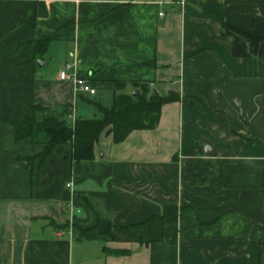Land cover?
Returning <instances> with one entry per match:
<instances>
[{"label": "crops", "instance_id": "crops-1", "mask_svg": "<svg viewBox=\"0 0 264 264\" xmlns=\"http://www.w3.org/2000/svg\"><path fill=\"white\" fill-rule=\"evenodd\" d=\"M136 81L178 95L155 127L19 159L44 145L6 119L101 117ZM71 263L264 264V0H0V264Z\"/></svg>", "mask_w": 264, "mask_h": 264}, {"label": "trees", "instance_id": "trees-1", "mask_svg": "<svg viewBox=\"0 0 264 264\" xmlns=\"http://www.w3.org/2000/svg\"><path fill=\"white\" fill-rule=\"evenodd\" d=\"M41 45L40 41L33 43ZM43 44V43H42ZM123 81H116L117 88ZM138 93H115L110 107L97 104L101 117L75 118L71 121L68 106L60 113L42 105H33V114L27 118H11L6 122L12 126L14 139L20 141L29 138L32 143L43 144V151L37 156L23 155L19 159L30 163L34 158L42 164L52 149L59 144H70L72 160L75 163L94 159V146L102 132L112 136L115 143L123 141L133 130L151 129L156 126L161 106L178 99V95L170 93L160 96L157 93L148 94L145 83L133 82ZM144 223L139 224L143 226ZM59 225H57L58 227ZM65 226V224L60 225ZM106 231V222L99 220L96 227ZM82 236L85 229L78 227ZM79 236V238H80Z\"/></svg>", "mask_w": 264, "mask_h": 264}, {"label": "built area", "instance_id": "built-area-1", "mask_svg": "<svg viewBox=\"0 0 264 264\" xmlns=\"http://www.w3.org/2000/svg\"><path fill=\"white\" fill-rule=\"evenodd\" d=\"M160 15H162V12L160 13ZM74 66H75L74 62L65 61L58 71V78L61 81H71L72 80L75 82V84L81 91L93 94L95 91L93 88L90 87L87 80L76 76L75 72L72 71L74 69ZM69 185L70 183H67V186ZM71 264H77V263H71Z\"/></svg>", "mask_w": 264, "mask_h": 264}, {"label": "water", "instance_id": "water-1", "mask_svg": "<svg viewBox=\"0 0 264 264\" xmlns=\"http://www.w3.org/2000/svg\"><path fill=\"white\" fill-rule=\"evenodd\" d=\"M136 93H138V91L136 90V91H134V94H136ZM209 147H205L204 148V152H206V153H208V151H207V149H208Z\"/></svg>", "mask_w": 264, "mask_h": 264}, {"label": "rangeland", "instance_id": "rangeland-1", "mask_svg": "<svg viewBox=\"0 0 264 264\" xmlns=\"http://www.w3.org/2000/svg\"><path fill=\"white\" fill-rule=\"evenodd\" d=\"M99 115V113H97ZM93 116V115H92Z\"/></svg>", "mask_w": 264, "mask_h": 264}]
</instances>
